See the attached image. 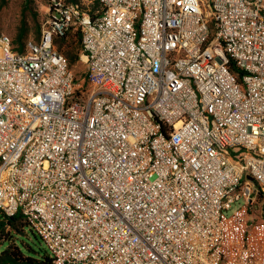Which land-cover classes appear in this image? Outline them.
<instances>
[{
    "label": "built area",
    "instance_id": "built-area-1",
    "mask_svg": "<svg viewBox=\"0 0 264 264\" xmlns=\"http://www.w3.org/2000/svg\"><path fill=\"white\" fill-rule=\"evenodd\" d=\"M94 1L0 31V211L52 264H260L264 0Z\"/></svg>",
    "mask_w": 264,
    "mask_h": 264
},
{
    "label": "rangeland",
    "instance_id": "rangeland-1",
    "mask_svg": "<svg viewBox=\"0 0 264 264\" xmlns=\"http://www.w3.org/2000/svg\"><path fill=\"white\" fill-rule=\"evenodd\" d=\"M77 1L84 10L90 13L100 9L99 5L94 0ZM48 4L49 0H0V31L12 37L16 45L23 44L30 40H38L41 37L43 23L47 18ZM22 26L24 27V36L21 41L18 42L17 37ZM75 35H71L69 39L64 40L63 42L60 41L58 49L64 55L66 44L73 43V45L80 48L78 41L79 37H76ZM62 44L64 46H62ZM71 67L76 80H82L87 67L85 60L80 56V58L78 57L71 64ZM240 205L241 204H235L233 206V210L238 208ZM256 205L257 207L254 209L255 215L257 214L260 219L262 218V220H264V193L262 191L259 192V198ZM255 215L252 217V219L254 221H258ZM262 228H264V223ZM25 232L27 233V236L19 238H23L25 241L32 243L34 237L30 228H25ZM14 234L15 232L12 231L11 228H7L0 239V248L4 242L12 238ZM260 253L259 263L264 264V242L263 247L260 249Z\"/></svg>",
    "mask_w": 264,
    "mask_h": 264
},
{
    "label": "trees",
    "instance_id": "trees-1",
    "mask_svg": "<svg viewBox=\"0 0 264 264\" xmlns=\"http://www.w3.org/2000/svg\"><path fill=\"white\" fill-rule=\"evenodd\" d=\"M78 3L77 0H71ZM96 2V1H95ZM99 5V3L97 2ZM100 7V6H99ZM24 36V27L20 29L17 37V41L20 42ZM79 37L80 48L72 44H66L65 56L69 61L70 68L71 64L81 56V35L77 33L75 35ZM70 37V36H69ZM69 37H62L56 40L57 47L59 48L60 41L69 39ZM61 42V43H62ZM26 43V42H25ZM19 44L22 47L24 44ZM65 45V43H64ZM62 44V46H64ZM232 70H235V65L231 63ZM0 239L7 228H11L15 234L12 238L6 240L0 248V264H52V256L48 249L44 246V241L33 231L30 223L24 217L22 213H17L14 216H7L0 211ZM29 227L34 240L32 243L25 241L23 236H27L25 228ZM12 244V245H11Z\"/></svg>",
    "mask_w": 264,
    "mask_h": 264
}]
</instances>
